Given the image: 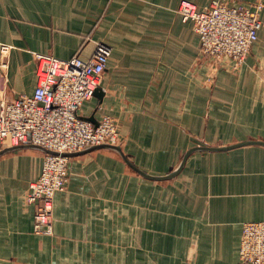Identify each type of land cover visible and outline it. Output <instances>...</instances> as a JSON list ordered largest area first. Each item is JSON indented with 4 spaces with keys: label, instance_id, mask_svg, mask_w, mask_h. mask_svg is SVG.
I'll return each instance as SVG.
<instances>
[{
    "label": "crops",
    "instance_id": "1",
    "mask_svg": "<svg viewBox=\"0 0 264 264\" xmlns=\"http://www.w3.org/2000/svg\"><path fill=\"white\" fill-rule=\"evenodd\" d=\"M182 1L0 0V111L3 100L33 95L35 53L89 59L105 43L112 54L81 115L114 118L139 169L166 176L193 147L264 142V8L242 66L215 70ZM2 45L12 46L6 57ZM44 154L0 155V264H240L244 224L264 221V144L196 151L160 180L99 148L71 157L54 233L37 234L26 196Z\"/></svg>",
    "mask_w": 264,
    "mask_h": 264
},
{
    "label": "built area",
    "instance_id": "2",
    "mask_svg": "<svg viewBox=\"0 0 264 264\" xmlns=\"http://www.w3.org/2000/svg\"><path fill=\"white\" fill-rule=\"evenodd\" d=\"M264 4L214 0L200 8L183 0L178 12L192 21L199 35L200 51L210 66L236 71L245 62L263 26ZM12 46L2 45L6 57ZM112 48L99 43L93 56L62 59L35 53L37 85L33 95L3 100L0 111V149L25 143L41 145L54 153L44 154L40 176L30 183L26 201L35 207L34 232L53 235L54 203L66 189L71 154L89 146L120 145L119 125L109 115L93 123L81 111L100 86ZM7 66V63H4ZM240 264H264V221L243 226Z\"/></svg>",
    "mask_w": 264,
    "mask_h": 264
},
{
    "label": "water",
    "instance_id": "3",
    "mask_svg": "<svg viewBox=\"0 0 264 264\" xmlns=\"http://www.w3.org/2000/svg\"><path fill=\"white\" fill-rule=\"evenodd\" d=\"M252 143H259V144H264V142L261 141H245V142H241V143H237V144H233V145H228V146H223V147H215V146H197V147H193L191 149H189L187 151V153L185 154L181 164L179 165V167L173 171L172 173L166 175V176H155V175H151L145 171H143L142 169H139L138 167H136L135 165H133L131 162H129L126 158V156L123 154L122 152V148L120 145H111V144H101V145H93V146H89L86 149L73 153L71 154V156L76 155V154H80V153H85L94 149H99V148H111V149H115L118 150L119 152L122 153V155L125 157V159L127 160V162L136 170L138 171L140 174H142L143 176L150 178V179H154V180H160V179H167V178H172L176 175H178L184 168L186 161L188 159V157L196 152V151H219V150H228L231 148H235V147H239L242 145H247V144H252ZM23 148H34V149H39L41 151H43L44 153H54L56 154L57 152L51 151L41 145H37V144H33V143H25L22 145H18V146H10V147H6L4 149H2L0 151V155H3L7 152L10 151H14V150H18V149H23Z\"/></svg>",
    "mask_w": 264,
    "mask_h": 264
},
{
    "label": "rangeland",
    "instance_id": "4",
    "mask_svg": "<svg viewBox=\"0 0 264 264\" xmlns=\"http://www.w3.org/2000/svg\"><path fill=\"white\" fill-rule=\"evenodd\" d=\"M247 223V222H246ZM241 240H242V237H241ZM240 248H241V245H240Z\"/></svg>",
    "mask_w": 264,
    "mask_h": 264
}]
</instances>
